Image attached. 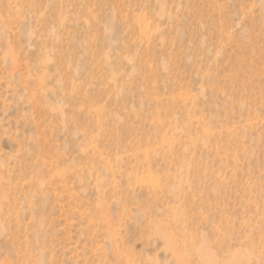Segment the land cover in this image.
Masks as SVG:
<instances>
[{
  "label": "rangeland",
  "instance_id": "374dc122",
  "mask_svg": "<svg viewBox=\"0 0 264 264\" xmlns=\"http://www.w3.org/2000/svg\"><path fill=\"white\" fill-rule=\"evenodd\" d=\"M0 264H264V0H0Z\"/></svg>",
  "mask_w": 264,
  "mask_h": 264
}]
</instances>
